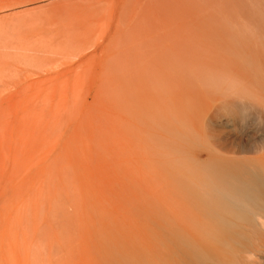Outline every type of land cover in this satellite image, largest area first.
<instances>
[{
	"label": "rangeland",
	"instance_id": "374dc122",
	"mask_svg": "<svg viewBox=\"0 0 264 264\" xmlns=\"http://www.w3.org/2000/svg\"><path fill=\"white\" fill-rule=\"evenodd\" d=\"M262 140L264 0H0V264H264L212 214Z\"/></svg>",
	"mask_w": 264,
	"mask_h": 264
},
{
	"label": "bare ground",
	"instance_id": "6f19581e",
	"mask_svg": "<svg viewBox=\"0 0 264 264\" xmlns=\"http://www.w3.org/2000/svg\"><path fill=\"white\" fill-rule=\"evenodd\" d=\"M233 105L232 109L228 108L227 110L228 116L231 118H246L247 107L240 104ZM261 143L262 144L258 145L259 148L257 151H261L264 147V140H262ZM257 147L251 148L250 151L254 152ZM263 157H260L259 159ZM250 162L251 161L248 159H245L241 164L240 161L233 160V162H231L233 165H230V161L227 162V165H216L218 166L215 173L216 181L213 184L215 208L212 209V214L219 222L224 216H234L238 220L245 219L248 222H253L255 213H264V171L259 165L252 166V162ZM222 211H227L229 214L221 213ZM221 222L226 227H235V221ZM225 231L227 232L217 231L214 235L215 240L217 235V238L220 241L219 244L222 245V247L226 243L230 244L233 242V233H236L237 231L239 232L240 227L236 232H230V230ZM173 239H175V237H173ZM190 249L191 252L187 256L188 259L190 257V260L185 264H210L216 260L215 252L210 245L201 244V247H190Z\"/></svg>",
	"mask_w": 264,
	"mask_h": 264
}]
</instances>
